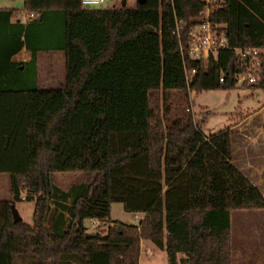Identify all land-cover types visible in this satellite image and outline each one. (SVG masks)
I'll list each match as a JSON object with an SVG mask.
<instances>
[{
    "label": "trees",
    "instance_id": "trees-1",
    "mask_svg": "<svg viewBox=\"0 0 264 264\" xmlns=\"http://www.w3.org/2000/svg\"><path fill=\"white\" fill-rule=\"evenodd\" d=\"M229 47L196 66V92L229 89L241 70L234 47L261 49L264 0H215ZM203 0H142L135 7H84L80 0H23L0 7V172L12 196L34 199L32 222L0 199V264H138L141 239L169 264H234L231 213L264 208V195L232 162V126L204 133L186 110L185 64L174 15ZM22 49L27 59L14 56ZM65 54V84L38 85L40 51ZM221 72L226 80L220 82ZM56 171H82L67 189ZM114 201L143 215L110 219ZM95 219L102 230L87 231ZM90 233L86 235V233Z\"/></svg>",
    "mask_w": 264,
    "mask_h": 264
},
{
    "label": "rangeland",
    "instance_id": "rangeland-1",
    "mask_svg": "<svg viewBox=\"0 0 264 264\" xmlns=\"http://www.w3.org/2000/svg\"><path fill=\"white\" fill-rule=\"evenodd\" d=\"M105 0L100 7L133 8L137 0ZM114 2V4H112ZM0 6L23 8V0H0ZM23 49L16 56H28ZM38 77L40 88H54L65 84L66 70L64 51L60 49L40 51L38 55ZM259 91V94H256ZM264 102V89L243 87L240 83L229 89L189 90L188 101L184 105L204 133L213 132L224 126H232V162L258 186L264 195V112L253 114L248 123L245 119ZM188 108V109H187ZM244 119V120H243ZM244 122V123H243ZM82 171H56L53 182L67 189L82 181ZM10 174L0 172V199H13V210L24 221L32 222L34 199L26 189H21L18 198L9 195ZM142 212L124 209L122 202L114 201L110 207V219L124 223H137ZM21 218V217H20ZM105 224L93 226L85 221L87 231L102 230ZM231 243L234 264H264V208L237 209L231 213ZM150 251V252H149ZM30 257L16 254L14 264H29ZM45 264H50L46 262ZM138 264H169L166 251L151 240L144 239L140 245Z\"/></svg>",
    "mask_w": 264,
    "mask_h": 264
},
{
    "label": "built area",
    "instance_id": "built-area-1",
    "mask_svg": "<svg viewBox=\"0 0 264 264\" xmlns=\"http://www.w3.org/2000/svg\"><path fill=\"white\" fill-rule=\"evenodd\" d=\"M104 1L80 0V3L84 7H97ZM214 1L203 0V8L199 14L187 19L174 15L172 33L178 40V49L184 59L185 80L189 90L192 89L197 68L188 67L186 61H207L210 56L215 57L221 49L229 47L226 24L212 18L217 8ZM234 51L241 66L236 75V83L248 85L257 81L261 72V49L256 46H241L234 47ZM218 79L220 82L225 81L226 73L221 72ZM135 217L139 218L137 215Z\"/></svg>",
    "mask_w": 264,
    "mask_h": 264
},
{
    "label": "crops",
    "instance_id": "crops-1",
    "mask_svg": "<svg viewBox=\"0 0 264 264\" xmlns=\"http://www.w3.org/2000/svg\"><path fill=\"white\" fill-rule=\"evenodd\" d=\"M112 4H114V2L112 3ZM0 7H8V6H0ZM23 50V49H22ZM18 54V53H17ZM15 55L14 57L17 59V57L16 56H18V55ZM38 55H39V52L37 53V57H38ZM28 56H29V54H28ZM28 56H24L23 58H21V59H27L28 58ZM64 59H65V54H64ZM38 85H39V87H41V85H40V80H39V77H38ZM256 94H259V91H256ZM259 112H264V102H263V104L257 109V110H255L254 112H252L251 114H249L248 115V117L245 119V124L246 123H248V121H249V119L252 117V116H254L253 114H256V113H259ZM244 120V119H243ZM243 122V123H244ZM252 181V180H251ZM8 194L9 195H12V191H11V189H9V192H8ZM33 212V211H32ZM20 217L22 218V216H21V214H20ZM139 218H140V216H139ZM23 219V218H22ZM88 222H92V225L93 226H97L98 224H100V222L98 221V220H95V219H88L87 220ZM143 241H144V239H141V241H140V245L143 243Z\"/></svg>",
    "mask_w": 264,
    "mask_h": 264
},
{
    "label": "water",
    "instance_id": "water-1",
    "mask_svg": "<svg viewBox=\"0 0 264 264\" xmlns=\"http://www.w3.org/2000/svg\"><path fill=\"white\" fill-rule=\"evenodd\" d=\"M139 2L142 1V0H138ZM122 3L124 4L125 3V0L122 1ZM20 217L19 216H16V219H19ZM90 233H86V235H89Z\"/></svg>",
    "mask_w": 264,
    "mask_h": 264
}]
</instances>
